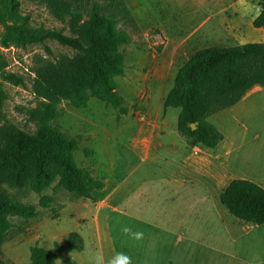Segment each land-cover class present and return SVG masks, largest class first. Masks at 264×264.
Returning a JSON list of instances; mask_svg holds the SVG:
<instances>
[{"label":"rangeland","instance_id":"obj_1","mask_svg":"<svg viewBox=\"0 0 264 264\" xmlns=\"http://www.w3.org/2000/svg\"><path fill=\"white\" fill-rule=\"evenodd\" d=\"M16 1L19 17L7 18L5 24H0V50L7 60V71L23 77L24 86H13L0 77L7 94L0 125L11 123L33 132L35 122H31L30 112L38 108V100L31 91L35 62L39 58L71 55V51L51 40L23 48L14 45L4 48L1 43L6 26L30 30L64 28L40 0ZM124 2L135 23L118 26L130 38L122 48L123 75L115 78L116 91L124 99L125 114L119 115L96 99H90L82 109L61 102L56 105L60 115L52 123L65 135L78 139L76 165L101 180L104 187L93 193L91 199H75L53 184L42 195L52 196L54 203L48 209L37 208L38 215L29 222L26 232L12 235L0 245V260L5 264H27L30 249L36 246L52 253L61 248L62 258L56 264H92L97 252L107 260L121 251L132 257L133 264H169L171 259L163 258L151 227L159 221L160 212L163 229L174 230L171 235L163 230V241L171 236L175 249L193 248L197 252L192 262L264 264V225L237 221L220 205L219 190H210L211 183L206 181L201 166L192 162L203 157L202 152L207 150L201 146L187 148L177 142L175 126L179 110L170 108L165 113L162 110L163 99L184 62L200 49L233 44L219 40L223 35L210 32L218 19L232 21L238 27L234 36L238 45L264 44L263 28L252 26L264 0ZM0 9H4L1 4ZM64 33L68 34L67 30ZM189 34L192 36L183 43L181 40ZM45 47L51 55L45 52ZM187 47L188 51H180ZM250 104L247 112L237 114L235 119L222 115L215 120L209 118L208 122L224 136L222 147L230 150L228 162L232 165L236 159L238 165L231 170L264 177V173L256 171L253 158V153L264 147V100L255 97ZM177 143L180 151L173 149ZM84 150H91L93 155L85 156ZM210 165L213 175V164ZM230 178L226 174L224 182ZM252 182L264 189L262 183ZM0 189L11 200L37 206L39 196L26 188L0 184ZM12 223L19 225L20 221L12 219ZM124 226L146 233L139 251L144 260L136 261L138 240L123 235ZM70 233L80 237V251L64 248V240Z\"/></svg>","mask_w":264,"mask_h":264},{"label":"trees","instance_id":"obj_2","mask_svg":"<svg viewBox=\"0 0 264 264\" xmlns=\"http://www.w3.org/2000/svg\"><path fill=\"white\" fill-rule=\"evenodd\" d=\"M50 15L64 25L62 29L30 30L14 25L5 27L2 46L25 47L51 40L71 51L53 59L39 58L33 69L31 91L38 108L30 112L33 132L11 123L0 125V184L26 188L39 196L37 206L9 199L0 189V245L12 235L26 232L37 208L48 209L54 198L42 193L53 184L75 199H91L104 184L76 165L74 153L78 139L65 135L52 123L59 117L56 105L66 102L74 109L86 108L90 99L125 114L124 99L117 93L115 78L123 75L122 48L129 35L119 25L134 26L124 0H40ZM0 24L16 19V0H0ZM253 20L264 28V2ZM67 30L68 34L64 32ZM45 52L51 55L45 47ZM8 63L0 50V77L13 86H24L23 77L7 71ZM254 86L264 88V44L248 43L233 47H207L196 51L177 70L172 87L162 103L178 109L176 131L188 146L216 148L223 135L208 119L232 106ZM7 98L0 83V113ZM193 126V127H192ZM84 155H93L84 150ZM219 203L230 216L255 226L264 225V189L248 180L233 179L219 194ZM12 219L20 221L19 225ZM64 248L80 251L82 241L76 233L64 240ZM36 246L30 249L27 264H56L62 258ZM0 264H5L0 260Z\"/></svg>","mask_w":264,"mask_h":264},{"label":"crops","instance_id":"obj_3","mask_svg":"<svg viewBox=\"0 0 264 264\" xmlns=\"http://www.w3.org/2000/svg\"><path fill=\"white\" fill-rule=\"evenodd\" d=\"M259 10H258V13H259ZM228 20H229V18H228ZM213 28L210 29L211 33L214 32L216 34H221L224 36L223 38H221L219 40H222V42H232L233 43L230 46H223V47H233L234 45L239 46L237 44L238 42H236V40H234V36H236L235 32H237L239 29L235 24L232 23V21L227 22L226 19H223V20L218 19V21L216 22V24ZM263 30H264V28H263ZM191 36L192 35L189 34L188 36L184 37L181 41L184 43V42L188 41V39ZM165 40H166V38H165ZM186 50L188 51L189 47L185 48L184 50H180V51L184 52ZM255 97H261L264 100V88L263 87H261V86L252 87L250 90H248L244 94V96L240 99V101L237 102L234 106H232L228 109H225V110L219 112L220 114L217 113V114L211 116L210 118H211V120H215L219 116L224 115V116H229L230 118L235 119V117H237V114L247 112V110H248L247 107H249L251 105L250 101H252ZM217 130H219V129H217ZM176 134H177L176 137L178 139V140H176L177 142L184 143V145L187 148H194L195 147V146L186 145L185 140L177 133V131H176ZM224 144H225V139L223 136L222 142L216 148H214L213 150L206 149L207 150L206 152L205 151L202 152L203 157H201V158L196 157L192 160V162L195 165L201 166L203 174H204V176H206L205 177L206 181L208 182V184L211 183L210 190H212L213 188H217L216 192L219 190V194H220L231 180L240 179L241 177L249 179L248 181H250V182L256 181L257 183L260 182L264 185V177H262V176L259 177L256 175H249V171L245 174H242L241 171H233L234 167H236L238 164L235 161L236 159L234 160L232 165H231L230 161L228 162V160H230V158L226 159V157L230 156V154H229L230 150L229 149L226 150L225 148H223L222 146ZM173 149H179V143H177V146L173 147ZM173 149L171 151L172 153H173ZM218 150H220V152L225 151V154L223 152L219 153ZM179 151H180V149H179ZM182 156H183V154L181 155V157ZM210 156H212V159H213L212 162L210 161ZM250 157H252V154H250ZM253 158H254V160H256L255 163H257V165H254V167L257 168L256 171L259 174H263L264 173V147L261 149V151H259V152L257 151L256 153H253ZM210 164H213V168H212L213 175H210V170H211ZM231 168L233 170H231ZM177 170H179V169H177ZM226 174L231 175V178L229 179V181L227 183L224 182V180L226 178ZM246 179H242V180H246ZM216 192H215V194H216ZM218 198H219V196H218ZM159 213H158V215L160 216ZM158 215H157V218L159 221L155 222L154 225H152V226L149 225V226H151L154 229L153 234H154V237H156V239H157L155 242L157 243L158 246H160L163 258L168 257V259H171L169 264H180L183 262H187L188 264H197V262L191 261V260H193L192 258L194 257V252L195 253L197 252V251H194L193 248H191V249L182 248L179 250L175 249L174 246H176V244H175V242L173 243L170 240L171 236L168 237L169 239L167 238L168 240L165 239V241H163V237L161 234H163V230H167V229H163V227L160 225V219H159ZM144 223L147 225V222H144ZM144 223L142 222V224H144ZM145 224H144V226H145ZM139 231H142L144 236H143V239L138 240L136 242L137 244L135 247L137 248V258H136L137 262L144 260V259H142L141 253L139 251H140V247L143 245L144 240L146 238V233L144 232V230H139ZM167 231L169 232L170 235L174 233V230L172 231L169 229ZM126 249H127V247H126ZM177 255H179V257L176 258ZM162 261H164V260L162 259ZM166 261L167 260H165L164 262H166ZM160 264H161V262H160ZM252 264H255V263H252Z\"/></svg>","mask_w":264,"mask_h":264},{"label":"clouds","instance_id":"obj_4","mask_svg":"<svg viewBox=\"0 0 264 264\" xmlns=\"http://www.w3.org/2000/svg\"><path fill=\"white\" fill-rule=\"evenodd\" d=\"M123 235L134 239L141 240L143 239V232L138 230H133L130 226H124L121 228ZM92 264H133L132 257L125 252H115L110 258L105 259L104 255L100 252H97L92 259Z\"/></svg>","mask_w":264,"mask_h":264},{"label":"water","instance_id":"obj_5","mask_svg":"<svg viewBox=\"0 0 264 264\" xmlns=\"http://www.w3.org/2000/svg\"><path fill=\"white\" fill-rule=\"evenodd\" d=\"M193 127V126H192Z\"/></svg>","mask_w":264,"mask_h":264}]
</instances>
